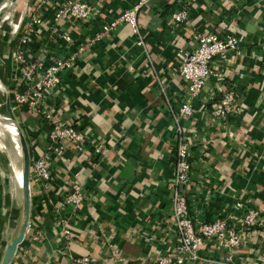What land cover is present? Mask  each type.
<instances>
[{"label": "crops", "instance_id": "1", "mask_svg": "<svg viewBox=\"0 0 264 264\" xmlns=\"http://www.w3.org/2000/svg\"><path fill=\"white\" fill-rule=\"evenodd\" d=\"M84 1L101 13L78 26L79 42L70 48L77 56L73 69L63 76L65 95L50 97V103L66 102L64 120L79 125L90 142L102 143L104 154L92 159L67 145V161L54 165L51 193L45 195L37 185L32 186L31 227L14 264H74V258L85 256L97 259L95 264H152L149 258L162 247L158 240L146 239H159L171 226L174 114L187 94L177 70L183 53L195 46L197 32L222 34L229 27L243 38L240 54L214 65L224 73L223 88L235 91L240 105L248 109L236 134L233 125L223 129L210 112L200 110L199 102L196 115L185 124L193 147L190 162L195 184L186 189L193 214L211 220L231 212L234 202L241 201L262 209L264 217V0L239 4L175 0L171 5L170 0H152L138 17L145 48L135 44L131 28L123 25L79 51L99 34L107 19L139 2ZM180 4L185 5L189 19L175 24L170 16ZM167 7L171 9L165 13ZM250 26L255 27L254 33L247 31ZM211 90L215 91L213 80L206 91ZM30 136L31 151L44 154L48 146L45 131L36 128ZM77 173L86 201L74 222L73 241L66 248L56 219L58 214L69 215L62 204ZM36 229L44 232L43 242H33ZM261 232L235 252L234 264H264ZM115 248L124 261L113 260ZM203 254L210 260L199 264H231L224 252Z\"/></svg>", "mask_w": 264, "mask_h": 264}, {"label": "built area", "instance_id": "2", "mask_svg": "<svg viewBox=\"0 0 264 264\" xmlns=\"http://www.w3.org/2000/svg\"><path fill=\"white\" fill-rule=\"evenodd\" d=\"M228 1L239 4L244 0ZM174 3L175 0H170V5ZM152 4V0H139L132 8L107 19L99 34L83 44L79 51H85L108 38L123 25L131 28L135 44L145 48L138 17L141 11L149 9ZM180 7L170 16L175 24L186 23L189 19L185 5L180 4ZM100 13L84 0H33L22 26L15 33L14 45L10 50L12 70L9 87L13 110L22 120L26 116H33L50 127L49 131H45L47 151L40 156L31 151L32 186L37 185L45 195L51 193L56 179L55 163L67 161V145H70L75 153L92 159L104 154L102 143L90 142L89 134L83 132L79 125L64 120L66 110L63 103L66 102L50 103V97L65 95L63 76L73 69L77 56L76 53H70V48L79 42L78 26L97 15L100 16ZM226 30L222 34L216 31L197 32L193 36L195 46L183 53L178 66L177 72L186 86L187 94L174 114L175 170L171 226L167 232H162L164 235L159 239H146L148 242L158 240L162 247L157 255L149 258L152 264L208 262L210 259L203 254L204 251L224 252L229 255L227 262L234 264L232 258L235 252L243 244L250 242L254 233L261 236V230H264L263 210L245 205L241 201L234 202L231 212L226 215L221 214L211 220L197 218L191 208L192 199L186 192L195 181L191 178L192 141L185 124L196 115L197 102L200 110L210 112L221 128L226 129L233 125L235 134L240 130V119L243 120L248 109L245 105H240L235 91L223 88L224 73L214 65L217 60L240 54L244 43L238 32H232L229 27ZM212 80L215 91L208 92L207 85ZM162 91L167 94L165 87ZM24 127L26 128V125ZM26 130L29 142L31 129ZM235 134L233 135L236 136ZM73 177L70 193L62 204V209L68 210L69 215L58 214L56 219V226L62 233L66 248L73 241L74 222L86 201L85 187L79 180V174ZM44 238L45 234L41 229H36L32 236L35 243L43 242ZM157 249L155 248V252H158ZM112 258L115 261H124L117 248L113 250ZM72 261L74 264L97 263V259L92 256L74 258Z\"/></svg>", "mask_w": 264, "mask_h": 264}, {"label": "rangeland", "instance_id": "3", "mask_svg": "<svg viewBox=\"0 0 264 264\" xmlns=\"http://www.w3.org/2000/svg\"><path fill=\"white\" fill-rule=\"evenodd\" d=\"M32 1L33 0H21L18 3L11 4L9 6V10L11 13H13L12 23L9 27H7L6 32L0 30L1 60L5 64V68L7 72L6 75L8 77V79L6 80V82L8 83L7 84L8 85L7 94H8V91L10 90L9 87L11 84L10 82H11V70H12L11 61H10L11 60L10 50H11V47H13L14 45L13 40L15 37V33L17 29L22 26V21L26 17L27 11L29 9V6H31ZM5 3H6V0H0V14H1L2 8L5 6ZM3 18H4V15L2 17V21H3ZM2 24L3 23H1L0 26H2ZM1 68L5 72L3 65ZM16 115L22 123V119L19 116V114H17V112H16ZM22 128L24 129V131H27L24 125L22 126ZM0 136H1L0 137L1 140L4 143L5 148H8L7 146L8 138H7V134L5 133L4 124L1 127ZM18 193L20 192L17 186L16 187V199H15L14 184L12 181V177L10 175L9 167H8L5 155L2 152H0V253L4 249V246L8 244L9 241L12 239L15 233L19 214L17 211H15L17 218L14 216L13 221H12L9 218L8 213L11 210L12 206L14 207L15 205L14 203L17 201L19 197ZM12 222H13V225H12ZM1 255L2 254H0V257Z\"/></svg>", "mask_w": 264, "mask_h": 264}, {"label": "water", "instance_id": "4", "mask_svg": "<svg viewBox=\"0 0 264 264\" xmlns=\"http://www.w3.org/2000/svg\"><path fill=\"white\" fill-rule=\"evenodd\" d=\"M158 0H153L157 2ZM255 27L248 28L249 33L255 32ZM8 90V88H7ZM4 110L7 122L15 129L20 145L21 158H22V179H21V205L18 206L19 220L15 229L14 236L7 244L6 249L0 258V264H14L15 257L19 249L24 245L28 238L31 227V220L33 214V187L31 182V150L26 136V132L22 128V123L18 119L13 110L11 97L8 91L4 100ZM22 125V126H21Z\"/></svg>", "mask_w": 264, "mask_h": 264}, {"label": "bare ground", "instance_id": "5", "mask_svg": "<svg viewBox=\"0 0 264 264\" xmlns=\"http://www.w3.org/2000/svg\"><path fill=\"white\" fill-rule=\"evenodd\" d=\"M19 1L21 0H6L5 6L2 8L1 14H0V24L3 23L2 26H0V30L6 32L7 27L11 25L13 13L10 12L9 6L11 4L18 3ZM3 15H4V18L2 21ZM0 64H1L0 66V134H1V127L4 124L5 133L7 134V138H8L7 140L8 148H5L4 143L0 138V152H2L5 155V158H6L8 167H9L10 175L12 177V181L14 184L15 199H16V187L17 186L20 192L18 193L19 197L17 201L14 203L15 204L14 207L12 206L11 210L8 213L9 218L13 221L14 216L17 218L15 211H17L19 214L18 206L21 205V199H22V194H21L22 158H21L20 145L18 142L16 131L10 125V123L7 122V119H6L7 117H6L5 110H4V100L7 95V87H8L7 85L8 83L6 82V80L8 79V77L6 75L7 72H6L5 64L1 60V50H0ZM2 65H3V68L5 69V72L1 68ZM18 220H19V217H18ZM12 225H13V222H12ZM6 247H7V244L4 246V249L2 250L0 254H3V251L6 249Z\"/></svg>", "mask_w": 264, "mask_h": 264}, {"label": "trees", "instance_id": "6", "mask_svg": "<svg viewBox=\"0 0 264 264\" xmlns=\"http://www.w3.org/2000/svg\"><path fill=\"white\" fill-rule=\"evenodd\" d=\"M170 8V7H169ZM168 7L165 8V13H168L169 9ZM26 128L35 130L36 128H41L43 131H49L50 127L44 122V121H38L37 119L33 118V116H26L24 118ZM29 126V127H28Z\"/></svg>", "mask_w": 264, "mask_h": 264}]
</instances>
